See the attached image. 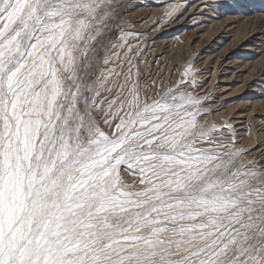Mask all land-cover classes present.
<instances>
[{"label": "snow or ice", "instance_id": "obj_1", "mask_svg": "<svg viewBox=\"0 0 264 264\" xmlns=\"http://www.w3.org/2000/svg\"><path fill=\"white\" fill-rule=\"evenodd\" d=\"M124 7L0 0V264H264V165L200 98L115 71Z\"/></svg>", "mask_w": 264, "mask_h": 264}, {"label": "rangeland", "instance_id": "obj_2", "mask_svg": "<svg viewBox=\"0 0 264 264\" xmlns=\"http://www.w3.org/2000/svg\"><path fill=\"white\" fill-rule=\"evenodd\" d=\"M171 1L122 0L125 7L112 39L127 43L112 50L125 61L115 71L126 70L131 58L147 92L179 85L180 91L200 98L207 115L199 120L216 126L213 138L233 151L246 150L243 163L253 162L259 170L264 165V0H240L239 6L236 0ZM175 4L181 9L167 16ZM119 60L114 57L111 63ZM189 66L192 75L184 76ZM122 175L129 184L139 179L123 169Z\"/></svg>", "mask_w": 264, "mask_h": 264}, {"label": "bare ground", "instance_id": "obj_3", "mask_svg": "<svg viewBox=\"0 0 264 264\" xmlns=\"http://www.w3.org/2000/svg\"><path fill=\"white\" fill-rule=\"evenodd\" d=\"M164 1H166V0H164ZM167 1H168V0H167ZM170 1H171V0H169V2H170ZM176 1H177V0H176ZM180 1H181V0H180ZM188 1H189V0H188ZM190 1H191V0H190ZM201 1H202V0H201ZM207 1H208V0H207ZM169 2H168V3H169ZM171 2H172V1H171ZM182 2H183V1H182ZM163 3H164V2H163ZM180 3H181V2H180ZM180 3H179V4H180ZM185 3H186V2H185ZM173 4H174V3H173ZM182 4H183V3H182ZM165 5H166V3H165ZM171 5H172V4H171ZM175 5H176V4H175ZM163 7H164V6H163ZM167 7H168V6H167ZM169 7H172V6H169ZM169 7H168V8H169ZM199 7H200V6H199ZM165 8H166V7H165ZM204 8H205V7H204ZM180 9H181V8H180ZM211 10H212V9H211ZM196 11H197V10H196ZM203 11H204V10H203ZM188 12H189V11H188ZM197 12H198V11H197ZM191 13H192V11H191ZM189 14H190V13H189ZM189 14H187V15H189ZM208 16H209V15H208ZM212 16H213V14H212ZM183 17H184V16H183ZM206 17H207V16H205V17L203 18V17L201 16V18H203V19H207ZM196 19H198V18H196ZM199 19H200V18H199ZM204 21H205V20H204ZM209 21H210V20H209ZM197 22H198V21H197ZM211 22H213V21H211ZM214 23H215V21H214ZM214 23H213V24H214ZM213 24H212V25H213ZM204 26H205V25H204ZM205 29H206V28H205ZM225 38H226V37H224V39H225ZM220 44H221V43H220ZM220 44H219V45H220Z\"/></svg>", "mask_w": 264, "mask_h": 264}]
</instances>
